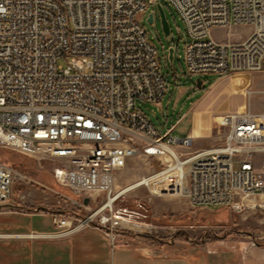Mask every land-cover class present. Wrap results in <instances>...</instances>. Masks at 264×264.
<instances>
[{
  "label": "built area",
  "instance_id": "2783aa9c",
  "mask_svg": "<svg viewBox=\"0 0 264 264\" xmlns=\"http://www.w3.org/2000/svg\"><path fill=\"white\" fill-rule=\"evenodd\" d=\"M165 1L185 24L189 75L264 73V0ZM158 4L164 8L162 0H0V148L56 163L58 188L83 197L56 192L53 238L97 228L115 239L130 228L124 223L139 213L115 208L126 193L115 182L139 156L159 169L133 189L181 196L193 208L264 212V113L217 117L219 143L193 150L192 134L175 137L173 126L160 135L138 108V101L160 103L168 90L142 25ZM232 25L253 31L241 42L213 37V29ZM32 182L0 160V203L12 199L16 184ZM94 195L107 199L92 210ZM72 203L90 213L64 210Z\"/></svg>",
  "mask_w": 264,
  "mask_h": 264
},
{
  "label": "rangeland",
  "instance_id": "374dc122",
  "mask_svg": "<svg viewBox=\"0 0 264 264\" xmlns=\"http://www.w3.org/2000/svg\"><path fill=\"white\" fill-rule=\"evenodd\" d=\"M162 3L171 26V35L167 37L164 34L159 13L155 11L154 7H151L147 12L142 25L150 42L158 52V59L168 83V90L160 103L138 101V108L160 135L166 134L169 129L175 126L173 131L175 137L185 138L189 133L196 136L193 150L197 147H209L213 143L216 145L219 143L216 142V139L220 140V136L214 130L215 116L232 107L230 99L225 95L226 84L225 82H215L217 75L214 74L196 76L188 74L183 59V44L186 40L185 24L174 7L165 0H162ZM153 11H155L156 19L154 23H149L147 17ZM235 28L233 25L226 28H215L212 35L219 41H231L233 39L230 34L235 32ZM170 47H175L173 64L168 59ZM59 62L66 64L64 60ZM197 78L202 79L204 88L196 87ZM179 120L180 122L177 124ZM0 160L17 168L34 181L29 184L18 183L13 189L12 199L22 202L25 206L33 204L39 207L42 206V203L47 204L53 201L59 207L57 191L80 202L83 198L58 188L52 176L56 163L52 161H38L3 148H0ZM158 169L159 165L145 156L131 159L126 168L118 172L115 191L119 192L133 186L143 177L154 174ZM46 196L50 197L49 201L45 200ZM106 199V195H94L89 203L90 208L94 210ZM94 200H97L98 204L93 203ZM165 200L171 201L173 209H168L164 204L168 201ZM138 201L142 203L143 209L138 207ZM154 201H160L163 204L156 205ZM64 208V210L70 209L79 212L82 217L90 213L84 207L73 205V203L64 205ZM115 208H127L139 213L132 219L130 228L124 230L137 234H148L153 239L156 237L157 240L169 243L176 242L178 249L189 248L195 255L209 256L211 264H231L233 261L244 263L248 256L254 258L253 261L257 264H264V214L260 211L245 210L237 213L226 207L193 208L184 197L151 195L146 187L127 191L117 200ZM9 209L13 208L8 206L2 208V210ZM223 214L231 217L251 215L254 219L247 226L233 221L225 223ZM186 216H193V227L188 228L187 231L179 225ZM164 217L170 218L174 225H177L175 229L172 228L168 231L163 228L166 227L163 225L167 223L162 220ZM139 225L142 227H138ZM238 250L241 251L239 257L235 255ZM254 250L255 253H253Z\"/></svg>",
  "mask_w": 264,
  "mask_h": 264
},
{
  "label": "crops",
  "instance_id": "0c3cea01",
  "mask_svg": "<svg viewBox=\"0 0 264 264\" xmlns=\"http://www.w3.org/2000/svg\"><path fill=\"white\" fill-rule=\"evenodd\" d=\"M235 27V32L230 34L233 39L231 42H241L253 31L251 26ZM215 82H225V95L232 103L230 110L215 116V119L226 114L264 113V73L222 75L217 76ZM193 136L196 139V136ZM218 139L216 142H219ZM213 145L215 144L209 147H197L195 150L208 149ZM148 159L158 164L157 161ZM152 186L156 189V183ZM131 189L133 186H129L127 190ZM45 200L49 201L50 197L46 196ZM165 201L168 202L164 204L171 209V201ZM54 203L53 201L42 203L39 207L33 204L25 206L15 199L0 203V206H16L14 209L0 211V264H211L209 256L195 255L189 248L178 249L176 242L157 240L154 236L156 240L148 239L143 236L148 234L132 233L124 230L125 228L117 231L115 239L97 228H84L67 237L53 238L50 234L56 230V227L52 214L61 211ZM154 204L163 203L154 201ZM35 208L41 210L35 212ZM230 217L223 214V222L233 221L247 226L254 219L251 215ZM162 220L167 222L163 225L166 227L163 228L168 231L177 226L168 217ZM192 224L193 216H186L179 225L187 231L188 228L193 227ZM124 226L131 225L125 222ZM240 253L241 251L238 250L235 255L239 257ZM253 260L254 258L248 256L244 263L233 261L231 264H257Z\"/></svg>",
  "mask_w": 264,
  "mask_h": 264
},
{
  "label": "water",
  "instance_id": "95a60500",
  "mask_svg": "<svg viewBox=\"0 0 264 264\" xmlns=\"http://www.w3.org/2000/svg\"><path fill=\"white\" fill-rule=\"evenodd\" d=\"M157 11L159 13V16H160V20H161V25H162V30L164 32V34L168 37L170 36L171 34V26L167 20V16H166V13H165V10L164 8L158 4L157 5ZM148 22L149 23H153L154 22V14L151 12L149 14V17H148ZM168 59L170 61L171 64L174 63V59H175V48L174 47H170L168 49ZM203 81L201 78H197L196 79V87L198 89H202L203 88ZM89 202V199H85V203L87 204Z\"/></svg>",
  "mask_w": 264,
  "mask_h": 264
},
{
  "label": "trees",
  "instance_id": "16d2710c",
  "mask_svg": "<svg viewBox=\"0 0 264 264\" xmlns=\"http://www.w3.org/2000/svg\"><path fill=\"white\" fill-rule=\"evenodd\" d=\"M202 86H203V88H204V83H203V85H202ZM143 236H144L145 238H148V239L150 238V239H152V237H151V236H149V235H143ZM161 241H162V240H161Z\"/></svg>",
  "mask_w": 264,
  "mask_h": 264
},
{
  "label": "bare ground",
  "instance_id": "6f19581e",
  "mask_svg": "<svg viewBox=\"0 0 264 264\" xmlns=\"http://www.w3.org/2000/svg\"><path fill=\"white\" fill-rule=\"evenodd\" d=\"M133 186H134V185H133ZM127 189H128V187H127V188H125V190H124V191H125V192H127V191H128Z\"/></svg>",
  "mask_w": 264,
  "mask_h": 264
}]
</instances>
